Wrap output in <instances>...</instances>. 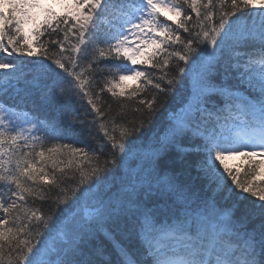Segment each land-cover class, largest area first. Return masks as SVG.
Segmentation results:
<instances>
[{
	"label": "snow or ice",
	"instance_id": "snow-or-ice-1",
	"mask_svg": "<svg viewBox=\"0 0 264 264\" xmlns=\"http://www.w3.org/2000/svg\"><path fill=\"white\" fill-rule=\"evenodd\" d=\"M53 3L64 13L47 0H0V264H264V182H256L261 165L252 161L264 156V0ZM185 4L195 13L192 28ZM161 8L177 17L175 32L161 22ZM57 29L63 41L40 39ZM156 32L164 38L150 35ZM70 34L76 42L66 49ZM169 42L181 49L168 52ZM149 48L156 51L138 60ZM159 53H167L162 62ZM173 58L174 70L160 82L134 67L167 69ZM106 60L127 63L100 67ZM128 75L144 78L157 95L141 101L138 122L117 123L97 102L105 91L123 96L117 89ZM176 94L180 102L171 107ZM37 98L65 106L86 99L95 118L86 109L66 122L91 139L95 129L103 142L71 148L83 160L60 167V147L46 145L65 137V121L42 120L28 107ZM189 153L211 191L205 199L175 169ZM234 156L252 161L243 176L227 163ZM28 198L49 206L28 208ZM117 232L133 233L138 245ZM100 233L112 252L90 246Z\"/></svg>",
	"mask_w": 264,
	"mask_h": 264
},
{
	"label": "trees",
	"instance_id": "trees-1",
	"mask_svg": "<svg viewBox=\"0 0 264 264\" xmlns=\"http://www.w3.org/2000/svg\"><path fill=\"white\" fill-rule=\"evenodd\" d=\"M185 9L186 15H191L193 17L192 21L188 22V27L192 28V25L195 24L196 18L195 13H193L190 9L187 8V5H183ZM6 13L9 11L8 9L5 10ZM247 11V10H246ZM171 20H167L166 22H170V25L173 28V31L175 32L177 29V25L173 23L177 17L172 13L169 12ZM161 18L166 20V16L162 15ZM179 19H183V15L179 17ZM73 21L69 19L68 25L65 26L61 24V28L69 27ZM198 29H192L193 32H195ZM75 31V30H73ZM178 34L181 36L182 39L189 38L190 33L184 32L182 29L179 30ZM51 38L60 39L63 41V33L60 32L59 29H57L56 34H51L50 31L46 32L40 39L44 42H47ZM162 37L161 39H163ZM76 42V38L69 35V40L65 41V48L67 49L70 44H74ZM163 47L168 49V52H172L174 50H180L181 45L176 44L174 42H169V44L163 45ZM49 48L53 51L56 50V45H49ZM156 49H152V51H149L147 54L143 56L144 60L147 59L148 54L150 52H155ZM65 54H68L67 52ZM164 58H167V53H159L157 55V60H162ZM22 59L25 60H32L36 58H30V57H23ZM40 59H43L41 57ZM103 63H127L126 61H112V60H106L103 61L100 65V67H103ZM155 63V61H153ZM177 63V60L173 58L170 61L169 67L167 69H160V68H152L150 65H141L139 64V69L144 70L146 72V75L153 79L155 82H160L158 80L159 77L163 75L165 71H172L174 70L173 66ZM182 63V62H180ZM96 67V65H94ZM101 82V73L99 69L94 73V83ZM166 82H162L164 84ZM23 86V85H21ZM120 91H123V96H117L113 97L111 93H108L105 91L101 99L97 102L98 106L101 107L103 111H106L108 120H115L117 123H124V122H131L133 120L139 121L141 113H138L136 111L137 108H143L145 105L141 104V101H148L152 96L157 95V90L150 84L147 83V81L144 78H139L137 82L135 83H124L121 89H117V93ZM135 92V95L133 93ZM15 95V90L10 89V95H9V102H11V97ZM162 95V94H161ZM0 96H3V93H0ZM181 96L180 94H176L174 98L170 99V106L175 107L180 102ZM29 109H33L34 112L40 116L42 120H52L59 122L62 119L65 121L63 123V128L66 133L65 137L58 140H52L49 142L46 147H52V146H58L60 147V155L58 156V159L60 161H63V163L60 164V167H65L67 162L69 160H72V165L69 167H74L75 165L79 164L81 160H83V157L76 156L73 157L70 153L71 148L75 147H84L85 144H92L95 145L97 142H103L102 140V133H98L95 129L93 130L92 135L95 137V139L89 138L86 134H78V129L75 127H70L68 123L66 122L67 117L69 115H80L83 116L84 111L87 109L89 111V114L87 116L88 120H92L95 118L96 114L90 110V106L87 105L86 99L77 100L74 101L70 106H65L61 102L58 101H52L49 103H42L39 98L36 99V102L34 105H29ZM167 107V105H166ZM27 111V109H26ZM166 113L164 112V109L162 108L160 110V113L157 114V119L153 122L152 128L155 131H159V129L162 126V123L165 119ZM20 122V121H17ZM27 126V125H25ZM69 145V148H64L63 145ZM27 151V149H25ZM38 159V158H37ZM194 160H195V153H189L185 157V163L180 164L177 163L175 165V169L177 171V174L179 176V179L189 185H191L197 192V195L200 196L202 199L207 198L211 195L210 189L203 188L202 181L197 179V172L194 166ZM252 161H255L256 163L261 165V169H258L257 171L261 172V175L256 177L257 183L264 182V160L261 158H257L256 156L252 158ZM252 161L244 159L242 156H239L238 159H236L235 162L232 164H229L230 167L233 168V170H240L241 176L244 175L245 172L249 171V165L252 163ZM85 166H87V161H84ZM39 166V165H38ZM255 165H253L254 167ZM48 170V169H46ZM230 203V202H229ZM48 204L46 202H41L38 199L33 201V198H28L26 207L28 208H41L42 210H47ZM227 206V205H225ZM3 214L0 213V216ZM117 239H120L123 243L126 245H129L130 247L135 248L138 245V241L133 233H130L127 236L121 235L119 232L116 233ZM91 247L100 246L105 248L107 251L112 252V244L109 240H107L103 233L98 234L95 239L91 240L90 242ZM7 249H5V252L7 253ZM3 264H8L7 258L3 262Z\"/></svg>",
	"mask_w": 264,
	"mask_h": 264
},
{
	"label": "rangeland",
	"instance_id": "rangeland-1",
	"mask_svg": "<svg viewBox=\"0 0 264 264\" xmlns=\"http://www.w3.org/2000/svg\"><path fill=\"white\" fill-rule=\"evenodd\" d=\"M47 5L51 6L53 8V10L57 13H64V11H65L59 4L53 3V0H47ZM41 19H42V17H41ZM152 49L153 48H150V51ZM136 80L137 79L135 77L127 76V78L123 82L124 83H135ZM262 157H264V156H262ZM236 159H237V156L231 157L230 159H228L227 163L232 164L233 162L236 161Z\"/></svg>",
	"mask_w": 264,
	"mask_h": 264
}]
</instances>
